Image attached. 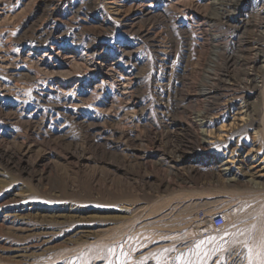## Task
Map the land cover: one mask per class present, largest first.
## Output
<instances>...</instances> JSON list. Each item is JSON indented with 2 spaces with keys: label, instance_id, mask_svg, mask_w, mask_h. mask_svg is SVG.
<instances>
[{
  "label": "rangeland",
  "instance_id": "1",
  "mask_svg": "<svg viewBox=\"0 0 264 264\" xmlns=\"http://www.w3.org/2000/svg\"><path fill=\"white\" fill-rule=\"evenodd\" d=\"M108 1L125 10L124 21L105 2L0 0V141L18 137L32 147L21 164L0 147V264H264L263 218L247 210L255 193L207 173L214 156L234 151L233 170L258 171L264 181V143L254 144V132L242 128L232 139L199 145L185 129L193 109L178 110L184 105L174 95L187 57L194 67L210 55L194 36L199 14L174 9L170 20L156 12L147 18L140 0ZM86 49L96 55H82ZM113 52L140 59L131 88L121 90L124 70ZM132 98L141 110L136 118L124 111ZM81 153L85 165L65 161ZM205 213L227 214L219 233L203 236L194 227ZM17 214L49 233L11 236ZM70 228L89 237L63 242ZM42 239L50 242L36 247ZM23 246L32 261L4 259Z\"/></svg>",
  "mask_w": 264,
  "mask_h": 264
},
{
  "label": "bare ground",
  "instance_id": "2",
  "mask_svg": "<svg viewBox=\"0 0 264 264\" xmlns=\"http://www.w3.org/2000/svg\"><path fill=\"white\" fill-rule=\"evenodd\" d=\"M91 1L93 6H96V3L98 2H105L107 9L113 15L114 19L124 21L123 18L125 17L123 16V13L125 10L120 9L121 7H119L116 1ZM140 1L142 8L141 15L147 16V18H151V16L156 12L170 20L173 14L176 13L174 9H186V11H192L195 9L199 14L200 22H193L196 24L193 26L196 28V35L194 34V36H196L195 39L198 44L202 43L203 41L208 43L210 55L208 59L202 64L201 62L200 64L197 62L194 67H191V63L187 57L186 61H184V66L181 73L180 89H178L176 94H174L184 105V108H177L178 110L186 111L188 109H193L191 117L188 118V123L185 129L188 131L189 129L193 131L192 133L194 137H196L197 143L199 145H214L226 138L227 135H229V139H232L238 135L240 131H242V128L245 130L250 129L254 132L255 138H253L252 141L254 144L256 141L261 144L264 143V0H162L158 6H153V4L149 3L144 4V0ZM129 11L130 9H127V12ZM183 26L188 32H192L194 30H191V26L185 24L184 22ZM220 29L229 30L230 37H226L224 34H222V32L219 31ZM154 40V48L162 56H165L167 51L163 48V44L157 41L154 42ZM83 53L84 54L82 55H85L86 57L96 55V52L93 49H86ZM114 53L115 52H113L111 55H115ZM114 58L121 64V67L124 70V73H122L120 76L121 90L127 89L128 86L131 88L132 86L136 85L139 74L135 73V68L137 69V67H140V59L135 58L132 52L131 54L120 52L118 55H115ZM199 67H203V69L200 70ZM200 72H202L201 75L198 74ZM197 76H201V79L196 80L195 78ZM102 82L105 81H101L100 83ZM193 88L194 93L191 94L189 89ZM124 111L126 112L125 114L132 115H130V118H136L138 117V114L141 113L139 104L135 102L133 98L131 103L126 106ZM256 129H258V132ZM254 139H256V141ZM237 142H239V139ZM0 147L3 149L2 156L6 153H9V155H11L10 157L14 156L17 159V162L20 164L29 154H31L32 151V147L26 145L25 142L20 141L18 137H9L6 141L1 139ZM233 152L227 151L224 153V155H227L228 153L230 155L227 156V158H222L221 160L217 156H214L208 168V176L215 183H218V181L223 177L224 185L231 186L233 188H243L249 191L251 190V192L253 191L255 193L252 195L253 202L248 205L249 209H247L246 206L245 208L249 210L248 216L251 218L262 215L261 217L263 220L261 218L259 220L263 222V224L260 222L261 226H263L264 202H257L259 199L256 201V198L261 191L264 192V181L257 179L259 177L258 171L252 172L250 171L251 169H248L247 171H241L240 173L234 171L232 166V164L235 162ZM181 156L182 155L180 153L176 155V158L182 159ZM237 156H239V154ZM66 157L65 161L73 160L75 162L74 166L77 167H79L80 164L85 165L86 160L89 159L85 157L83 153L77 155L76 159H69ZM218 161L219 164L217 165ZM5 164L8 165L9 162L6 161ZM95 180V176L91 175L90 182L95 184ZM70 187L73 188V185ZM134 210H136V208H134ZM171 210L174 209L168 208L164 211V213H170ZM212 216L211 214L209 215L205 213L203 219H198L200 221H196L197 223L194 225V227L197 229L208 227ZM224 216L227 218V214H224ZM16 217L14 218L16 220H11L10 223L12 225L8 227V231L11 236L15 235L16 237L21 238L22 236L30 237L33 234L37 236L43 234L44 237H46V235L49 233H43L42 231L45 230L41 226H27L26 223L22 221L23 217L19 216L18 214ZM256 219H258V217L255 218V220ZM257 223H259V221ZM27 224L29 225L30 223ZM70 229L72 231H66L65 235L63 234V242H69L74 238V241H78L80 239L89 237V233L85 230H79L77 228ZM43 239L41 241L39 240L40 242L36 247L44 246L45 243L50 242L49 239L51 238L48 240ZM30 240L29 242H31ZM1 248H3V246ZM26 249L27 248H24L23 246L22 248H16L11 254H2L4 255V259L8 258L9 260H12V262L28 263V261H32V258L28 259L29 254H27ZM10 250H5V252H10ZM39 260H35V262L31 264H43L41 262L44 260ZM46 262H44V264Z\"/></svg>",
  "mask_w": 264,
  "mask_h": 264
},
{
  "label": "built area",
  "instance_id": "3",
  "mask_svg": "<svg viewBox=\"0 0 264 264\" xmlns=\"http://www.w3.org/2000/svg\"><path fill=\"white\" fill-rule=\"evenodd\" d=\"M200 219H203L201 217ZM225 226V217L222 214H215L212 216L208 227H203L202 228V234L203 236H207L208 232H214V233H219L220 230Z\"/></svg>",
  "mask_w": 264,
  "mask_h": 264
}]
</instances>
